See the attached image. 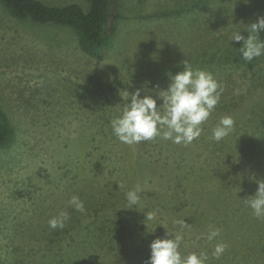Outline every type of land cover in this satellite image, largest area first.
Segmentation results:
<instances>
[{
  "label": "rangeland",
  "instance_id": "rangeland-1",
  "mask_svg": "<svg viewBox=\"0 0 264 264\" xmlns=\"http://www.w3.org/2000/svg\"><path fill=\"white\" fill-rule=\"evenodd\" d=\"M41 1L87 6V0ZM182 1L187 9L200 0ZM124 2L130 15L141 17L125 21L115 51L95 60L80 51L70 28L16 19L0 1V105L17 133L11 150L0 148V264H146L151 241L165 235L159 224L183 236L184 255L207 251L209 264H264V242L252 246L246 261L233 253L244 239L224 227H235L242 212L254 216L238 196L255 193L249 176L262 179L257 163L264 158V89L251 77L255 70L221 64L239 51L228 37L247 28L257 5L222 0L207 12L176 17L161 15L174 6L172 0ZM184 59L224 87L201 136L187 146L159 137L121 143L110 120L127 102L124 91L140 89L143 96L167 88V73L181 71L177 65ZM237 88L242 94H234ZM226 115L234 128L217 143L211 131ZM137 184L143 189L138 207L123 209L125 191ZM72 195L84 201L86 214L67 207ZM61 209L71 218L53 230L48 220ZM147 211L156 218L145 221ZM178 219L189 226L173 227ZM256 222L254 230L264 232V220ZM209 225L221 229L228 245L218 260L211 259L213 245L201 238ZM98 242H104L102 253Z\"/></svg>",
  "mask_w": 264,
  "mask_h": 264
},
{
  "label": "clouds",
  "instance_id": "clouds-1",
  "mask_svg": "<svg viewBox=\"0 0 264 264\" xmlns=\"http://www.w3.org/2000/svg\"><path fill=\"white\" fill-rule=\"evenodd\" d=\"M246 25L245 29L233 30L228 39L231 44L240 43L239 54H242L245 62H251L264 56V40L258 36L259 31L264 30V16H258L256 21ZM177 67L182 70L175 75L171 71L167 73L170 80L167 88L160 89L157 86L158 90H150L143 96L140 89L131 94L124 91V95H120L122 100L127 102L124 103L120 114L110 120V126L113 135L121 143L133 145L159 137L174 144L187 146L201 136L203 132L201 125L215 111L224 87L212 73L193 69L192 64L186 59ZM234 94H242V89H235ZM158 100L162 101L159 106ZM234 124L231 116L221 117L218 124L212 128L210 139L219 143L233 131ZM249 180L257 185L255 193L246 199H239L252 210L257 219H264V179L249 176ZM118 184L119 188L124 187L123 182ZM142 190L139 184L126 190L124 196L127 207L123 209L138 207ZM66 204L76 212L87 213L84 201L77 195H72ZM70 218L69 212L61 209L48 220V226L53 230H62ZM155 218V212H146L145 221H152ZM159 226H163L165 235L151 241L146 264H209L210 257L207 251L182 254L180 246L183 236L170 232L163 224ZM177 226L183 230L189 225L184 219H178L173 221V227ZM220 237L221 229L213 225H209L207 232L201 234V238L213 245L211 259H220L228 247Z\"/></svg>",
  "mask_w": 264,
  "mask_h": 264
},
{
  "label": "trees",
  "instance_id": "trees-1",
  "mask_svg": "<svg viewBox=\"0 0 264 264\" xmlns=\"http://www.w3.org/2000/svg\"><path fill=\"white\" fill-rule=\"evenodd\" d=\"M0 1L9 14L16 19H29L39 25H55L70 28L78 37V46L80 51L86 56L95 60H104L115 51L114 49L117 44V39L119 33L122 31V24L125 21H135L141 17L140 14L130 15V10L128 11L126 9L124 0H87L86 7L79 3H70L61 7L50 6L41 0ZM140 1V4L146 3L145 0ZM172 1L174 6H171L166 11L161 12V15L169 14L171 16L176 15V17H178L184 12V15H194L197 14L195 12H207L208 10H211V7L217 5L216 3L218 2L217 0H200L194 3L191 2V4H188V8L185 9L186 7H183L182 0ZM221 1L222 0H220L218 3H222ZM251 1L257 5L256 9L249 13L251 17L249 22H254L258 16H264V0ZM158 12L155 13L157 14ZM239 29L245 28L239 27ZM243 34L245 35V33ZM258 36L261 40H264V30L259 31ZM232 57L233 58H227L223 60L221 64H227L228 62L232 61L236 62V64L240 67L255 70L251 74V77L253 80L259 81L258 87H262L263 90L264 56H262L261 59L255 58L251 62H245L242 54H239V51H236V53L232 54ZM91 93L94 94L93 96L91 95L93 100H96L97 94H100L98 90L96 95V92L94 91H90V94ZM16 142V130L12 125L10 117L0 105V148L4 150H11L15 146ZM257 169L260 177L264 179V158L258 161ZM85 194L83 196H85ZM239 198H243L238 196V201H240L241 207L245 206ZM88 199L92 204L95 202H93L92 196L88 197ZM98 204L99 203L95 204L97 210L100 209ZM260 220L261 219L246 215L245 212H242L235 221L236 228L232 224L227 225V223H225L224 227H226L228 232L232 230L235 236H237L236 234L238 233V235L244 239V242L241 243L239 248H237V251L233 252L235 253V256L240 254V258H245L247 261V258L252 251V246H255V243L258 241L264 242V232L261 231L260 227L259 229L257 228L254 230V223L257 224L256 221L259 223ZM64 231H67V229ZM101 233H103V231ZM101 238H103L102 235ZM260 247L261 254L264 255V245H261ZM97 248L100 249L102 253L104 249V242H98ZM253 254L249 258H252ZM247 262L251 264V262Z\"/></svg>",
  "mask_w": 264,
  "mask_h": 264
}]
</instances>
